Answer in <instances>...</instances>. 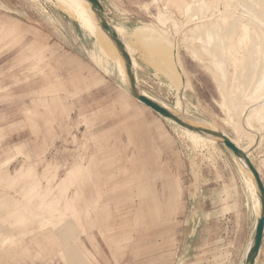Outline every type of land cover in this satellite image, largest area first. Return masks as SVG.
<instances>
[{"label": "rangeland", "instance_id": "1", "mask_svg": "<svg viewBox=\"0 0 264 264\" xmlns=\"http://www.w3.org/2000/svg\"><path fill=\"white\" fill-rule=\"evenodd\" d=\"M102 1L124 24L104 13L115 30L146 24L158 33L132 41L136 85L170 107L181 92L188 113L233 135L225 95L244 60L238 46L222 59V89L205 56L190 49L197 42L189 45L187 30L198 22L183 11L190 0ZM158 10L167 22L155 18ZM95 44L50 0H0V161L14 159V177L0 179V264H239L256 213L230 151L219 141L196 145L132 102L95 65ZM178 76L185 87H176ZM260 125L250 159L264 182ZM12 207L20 213L15 227L4 215ZM255 264H264V232Z\"/></svg>", "mask_w": 264, "mask_h": 264}, {"label": "bare ground", "instance_id": "2", "mask_svg": "<svg viewBox=\"0 0 264 264\" xmlns=\"http://www.w3.org/2000/svg\"><path fill=\"white\" fill-rule=\"evenodd\" d=\"M50 1H52L53 4L57 8H59L63 13H65L69 18L74 20L79 26V28L82 29L88 36L92 37L94 40L97 41V46L95 49V55H96L95 65L98 68L104 70L109 77L115 78L119 82V86L124 90L125 94L132 102L136 104L138 103L143 104L138 99L130 95L129 81L126 78L122 77L116 70H115L116 72L112 70L111 63H117L120 64L119 67L126 73V69L124 66L125 65L124 59L120 54V52L118 51L115 43L108 35V33L100 26L96 13L91 8V4L87 0H50ZM233 1L234 0H214L213 3L212 0H190L187 1L183 6V11L188 13L192 22L193 20L198 21V22L195 21L196 23L192 24V26L187 30V33L190 34L189 42L190 41H194V43L197 42V44L195 43L197 46V48L195 49L197 50L195 51L193 49L195 45L193 42L192 43L194 45L191 46L190 49L192 50L193 54H195L196 56H200L201 54L202 56H205L208 63L212 67L213 73H215L216 74L215 76L218 77L217 78L218 83L220 84L221 87L223 86L222 84H224L225 82V67L223 63L224 60L222 62V59L225 56V54L229 51L230 45L232 44L237 45L238 46L237 48L239 49L238 52H240L244 57L243 63L239 65L237 64V62L240 58H238L236 55V53L238 52L233 53L234 63L237 64L235 65V69H234V76H235L234 78L236 84L233 83L235 84L233 88L234 91L231 94L227 95L224 92L225 90L223 91V94L224 93L226 94L225 95L226 118L224 121H226V123L233 129L234 132L233 135H230L226 131L222 129L220 130L214 126H209V125L207 126V124L203 120L199 119L193 114L188 113L186 109L182 106L183 98L181 96L182 94L181 92H180L181 94L179 93L175 101V105L170 107L165 102L160 101L154 98L153 96H151L150 94H148L142 88L137 86V89L142 94L148 96L149 98L157 101L158 103L166 107L168 110L176 114L178 117L186 121L188 124L196 127H204L206 129H210L213 131L223 132L238 147H240L244 152H246V154L250 158L251 157L250 150L258 143V136L260 135L259 125L261 121H264V33H263L264 0H255V6H254L255 8L250 13H249V3H250L249 0H235L234 5H233ZM233 8H236L238 13L236 12L235 15H230V12L233 10ZM194 10H196L197 12H201V16H202L201 21L198 19L199 16L195 14ZM163 14L165 15L164 11L158 10L157 13L154 14V16L161 23L162 22L165 23L167 21H165L166 18L164 19ZM233 19H236V21L234 22ZM136 27H138V25ZM136 27H134L133 29H136ZM231 28L232 31H230ZM233 29H239V33L237 34V32H234ZM116 32L118 33V35L121 37L122 41L125 44L126 50L132 62V68L137 67V61H136L137 59H135L134 56L135 54L134 51L136 49L132 45L133 40L129 34V32L131 31L127 30L125 32H121V30H116ZM126 35L129 36V41L125 39ZM234 36L236 37L235 41L232 40ZM230 37L231 40H228V43L230 42V44H226L227 42L226 39ZM163 42L166 45L168 41L166 42L163 40L162 43ZM192 43L189 45H192ZM170 47H172L173 49L171 56H173L174 59L172 60L175 61L174 65H177L175 67H178L180 65H178L179 61H177L178 54L176 51L177 50L176 43ZM165 48L166 46L163 49ZM162 58L161 60L165 61L167 60L166 58L168 57L162 56ZM200 58L202 59L203 57ZM165 65L163 67H165ZM162 66H160V69H163V71L166 72L167 70L165 68H162ZM169 70L166 73L169 74V77L171 79L172 74L174 72L171 70L170 73ZM182 77L183 76L179 78L175 77V79H178L176 80V85H177L176 87H183L184 85H186V81L184 80V77L183 78ZM247 81L251 85L250 89L248 88V90L245 88L250 86L249 83L247 86L246 84ZM187 83L189 84V82ZM241 95L242 98L240 97ZM163 119L179 127L184 133V135H186L189 138V140L196 145H199V143H202L204 141H208V142L219 141L220 143L223 144L222 138L220 137H216L208 133H200L194 130H190L186 127L179 125L174 120L167 117H163ZM243 140L245 141V144L241 143ZM230 153L232 155L233 160L237 164L239 170L243 174L245 183L247 184V188L253 199L256 219H257V217L260 215V200H259V191L256 186L254 177L247 168L244 160L242 158L235 156L231 151ZM12 159L13 158L0 161V164L2 165L0 166L1 167L0 178L3 179L4 174H2L1 171L3 170L5 171L7 169ZM7 212L4 215L8 219L7 220L8 224L12 225L13 220H15V217L20 214L19 207H15V208L12 207V209H9ZM22 215L23 217L19 221L20 224H24L28 218L27 214L23 213ZM17 225L18 224L16 223L15 225L12 226L15 227ZM251 241H252V235L250 236L249 243H247V246L245 247L244 253L242 255V258L240 259L239 264H244L243 262L244 257L249 245L251 244ZM2 243H4V241H2ZM44 250L47 251L49 250V248H44Z\"/></svg>", "mask_w": 264, "mask_h": 264}, {"label": "water", "instance_id": "3", "mask_svg": "<svg viewBox=\"0 0 264 264\" xmlns=\"http://www.w3.org/2000/svg\"><path fill=\"white\" fill-rule=\"evenodd\" d=\"M91 4L92 10L96 13V16L99 20L100 26L104 29L112 41L115 43L118 51L122 55L125 63L126 73L129 79V91L130 95L144 105L148 106L154 112L158 113L163 117L170 118L174 120L179 125L186 127L190 130H194L200 133H208L214 135L216 137L222 138L223 145L228 148L235 156L242 158L246 163L247 168L252 173L256 186L259 191V200H260V215L256 219V223L254 226V230L252 233V241L249 245L245 257H244V264H255V260L259 254V250L262 243L263 232H264V183L262 178L256 169L255 165L252 163L246 152H244L240 147H238L228 136H226L221 131H213L210 129H206L204 127H196L193 125L188 124L186 121L178 117L176 114L172 113L166 107L158 103L157 101L149 98L148 96L142 94L138 89L134 77V72L132 68V62L130 56L126 50L125 44L122 41L121 37L118 35L114 27L109 23L104 15L103 6L100 4L99 0H87Z\"/></svg>", "mask_w": 264, "mask_h": 264}, {"label": "crops", "instance_id": "4", "mask_svg": "<svg viewBox=\"0 0 264 264\" xmlns=\"http://www.w3.org/2000/svg\"><path fill=\"white\" fill-rule=\"evenodd\" d=\"M99 1H101V3H102V6H103V9H104V13H105V15H106V17H107V19H111V20H115L114 18H112V17H109L108 16V13H107V11H106V7H105V5H104V3H103V1L102 0H99ZM114 8H115V13H114V15L116 16V18L117 19H120V18H118V17H120V16H118L117 15V13H122V11L120 10V9H118L119 7L118 6H114ZM119 10V11H118ZM157 13V12H156ZM122 22V21H121ZM114 24H120V25H122V26H124V24H123V22L122 23H119V22H113ZM127 29V28H126ZM138 32H140V35H139V33ZM129 34H130V37L132 38V40H136V39H143V38H148V35H152V36H155V35H158V33H157V31H156V29H151L148 25H146L145 24V26H142V25H138V27H136V29H132L131 30V32H129ZM139 35V36H138ZM163 41V40H162ZM96 46H97V44H95V49H96ZM94 52H95V50H94ZM96 56V55H95ZM94 63H95V59H94ZM119 65L120 64H117V63H111V67L114 69V72H118V71H120V70H122L120 67H119ZM116 70V71H115ZM123 71V70H122ZM122 77H124L122 74H121V72H118ZM124 74H127V73H125V72H123ZM128 80V79H127ZM129 81V80H128ZM14 159H12L11 161H10V163H9V165H8V167H7V169L5 170V171H1V173L2 174H4V177H3V179H6V180H11L14 176L11 174V172H9L8 171V169H9V166L11 165V162L13 161ZM0 179H2V178H0ZM26 179V184H27V182H28V178L26 177L25 178ZM26 184H25V187H27L26 186ZM34 194V193H33ZM32 194V195H33Z\"/></svg>", "mask_w": 264, "mask_h": 264}]
</instances>
